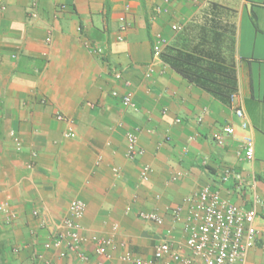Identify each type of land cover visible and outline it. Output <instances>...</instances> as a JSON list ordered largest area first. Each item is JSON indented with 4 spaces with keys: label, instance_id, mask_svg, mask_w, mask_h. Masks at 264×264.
<instances>
[{
    "label": "crops",
    "instance_id": "0c3cea01",
    "mask_svg": "<svg viewBox=\"0 0 264 264\" xmlns=\"http://www.w3.org/2000/svg\"><path fill=\"white\" fill-rule=\"evenodd\" d=\"M209 2L235 13L238 89L254 138L252 161L238 156L245 132L231 104L163 61L145 78L155 33L183 47L190 35L173 32L171 24L187 27ZM157 5L169 13L156 15ZM121 17L129 28L118 40ZM127 91L137 110L122 106ZM58 114L74 119L75 138L64 136L68 125ZM229 124L236 133L219 146L213 135ZM137 126L144 154L130 160L126 133ZM10 131L22 139L20 150ZM144 165L151 168L147 181L140 177ZM225 166L245 176L243 186L221 181ZM177 171L184 175L173 180ZM206 185L244 208L255 195L264 197V0H0V205L8 201L17 213L7 225L0 212V264H41L35 252L74 199L86 203L88 235L109 236L117 225L116 241L126 246L116 255L130 250L150 257L169 228L181 246L183 222L172 210L184 205L186 211V200ZM140 211H156L164 225L142 221ZM258 212L245 264H264V207ZM85 252L93 254L94 246L85 245ZM61 262L79 264L73 256Z\"/></svg>",
    "mask_w": 264,
    "mask_h": 264
},
{
    "label": "built area",
    "instance_id": "2783aa9c",
    "mask_svg": "<svg viewBox=\"0 0 264 264\" xmlns=\"http://www.w3.org/2000/svg\"><path fill=\"white\" fill-rule=\"evenodd\" d=\"M189 1L196 5L200 3V0ZM165 2L168 3L169 0H165ZM154 12L156 15L169 13V9L157 5ZM128 28L129 23L126 18L121 17L118 40L124 39ZM181 29L182 26L179 23L171 24L173 32H179ZM46 41H51L50 33L47 35ZM168 46L169 39L162 32L155 33L152 41V59L147 66L145 78L152 77L156 63L163 61L162 54ZM86 47L97 55L103 53L101 47H93L90 44H87ZM115 77L120 79L121 73L116 72ZM121 103L126 110H137L138 108L131 91L123 94ZM230 104L239 120L240 128L245 132L239 145L238 156L244 160L252 161L255 155L254 138L250 133L251 125L239 89L232 93ZM57 118L67 122L68 127L64 136L75 138L77 131L74 119L65 117L63 114H58ZM198 120L201 121V118ZM176 121L181 122V119ZM236 128L237 126L233 124L226 125L222 130L216 132L213 138L219 146H223L226 137L236 133ZM141 131V127L137 126L126 133V156L130 160H135L144 154V150L139 146ZM10 136L20 150L23 145L22 139L15 131H10ZM150 173V166L144 165L140 173L141 179L147 181ZM183 175V172L177 171L172 179L177 180ZM220 178L223 183L233 181L238 187L243 186L246 181L245 176L232 166H225L221 171ZM186 201L189 203L186 211L184 205L176 206L172 210L173 218L183 222L184 243L177 246L171 236L172 229L169 228L166 230L165 237L155 244L152 255L143 258L130 250L115 254L120 247L126 246V242L118 243L116 241L117 225L113 226V232L109 236L88 235L82 223L86 213V203L81 199H74L69 204L68 215L53 227L48 239L35 252L34 259L41 264H62L61 260L69 256H73L79 264H245L249 250L256 243L258 231L255 220L259 213L258 207H264V197L260 198L255 195L253 206L244 208L223 196L220 190L206 185ZM130 209L128 207L127 211ZM0 212L5 215L7 225H12L17 219V213L11 209L8 201L0 205ZM33 214L36 216L38 211H33ZM138 218L145 222H154L158 226L164 225L163 217L156 211H140ZM87 244L94 246L93 254L85 252ZM184 249L188 253H184ZM13 252L19 253V247H14ZM52 252L57 259L48 255Z\"/></svg>",
    "mask_w": 264,
    "mask_h": 264
},
{
    "label": "trees",
    "instance_id": "16d2710c",
    "mask_svg": "<svg viewBox=\"0 0 264 264\" xmlns=\"http://www.w3.org/2000/svg\"><path fill=\"white\" fill-rule=\"evenodd\" d=\"M182 33L188 36L183 47L168 46L163 61L183 73L194 84L224 104L238 89L235 61V13L209 2Z\"/></svg>",
    "mask_w": 264,
    "mask_h": 264
}]
</instances>
